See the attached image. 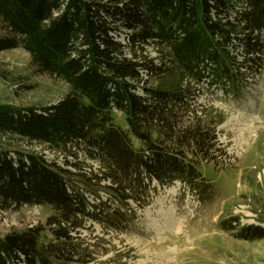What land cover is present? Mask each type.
<instances>
[{"label":"trees","instance_id":"obj_1","mask_svg":"<svg viewBox=\"0 0 264 264\" xmlns=\"http://www.w3.org/2000/svg\"><path fill=\"white\" fill-rule=\"evenodd\" d=\"M151 44L162 52L159 63L144 55ZM19 47L70 90L39 109L0 104V133L53 143L63 152L82 149L102 171L88 177L42 156L0 149V209L48 205L56 212L47 227L0 237V264H74L81 253L73 232L93 215L75 176L89 192L111 181L101 187L110 195L103 203L121 208L130 200L147 205L153 180L161 186L179 180L196 194L211 189L198 163L216 158V131L197 116L185 123L193 93L162 78L173 73L199 85L235 83L242 67L260 73L264 0H0V53ZM230 47L242 48L244 60L235 61ZM143 72L161 82L143 85L140 94ZM115 109L125 114L128 130L115 123ZM120 207L109 217L113 225L126 215ZM238 234L264 238V227Z\"/></svg>","mask_w":264,"mask_h":264},{"label":"rangeland","instance_id":"obj_2","mask_svg":"<svg viewBox=\"0 0 264 264\" xmlns=\"http://www.w3.org/2000/svg\"><path fill=\"white\" fill-rule=\"evenodd\" d=\"M243 5L240 2L237 8ZM124 36L119 37L123 42ZM230 52L238 63L244 60L242 48L230 47ZM144 55L156 63L162 60V52L154 44L147 46ZM240 71L235 83L206 79L195 85L173 73L162 78L170 88L182 84L193 93L192 110L183 116L185 123L195 122L197 116L216 131L220 147L216 158L198 163L211 189L205 187L196 194L179 180L169 186L153 180L147 205L139 207L130 200V205L121 208L118 202L103 203L110 195L101 187L111 181L102 180L101 186L94 184L89 188L93 192H89L79 178H73L83 187L93 213L73 232L81 253V262L74 264H264V238H242L238 234L250 225L264 227V69L257 74L243 67ZM159 80L143 72L137 92L144 94L143 85L154 87ZM69 90L64 79L43 73L24 48L0 53V104L39 109L56 104ZM113 116L119 127L128 130L124 113L115 109ZM133 140L137 148L141 146L136 138ZM0 149L42 156L88 177L102 171L97 160L75 147L72 152H63L53 143L0 133ZM117 207L126 215L116 226L109 217ZM160 209L179 221L165 224L158 216ZM55 213L48 205L0 209V237L33 226L47 227L48 218ZM43 235L48 239L49 231Z\"/></svg>","mask_w":264,"mask_h":264},{"label":"bare ground","instance_id":"obj_3","mask_svg":"<svg viewBox=\"0 0 264 264\" xmlns=\"http://www.w3.org/2000/svg\"><path fill=\"white\" fill-rule=\"evenodd\" d=\"M160 205H161L160 207L163 208L164 207V202H162V204H160ZM158 216H159L160 219H162L164 221L165 224H171V223L177 222V220L179 221V219H177L175 221L173 214L169 213V211L165 212V210H163V209H160L158 211ZM177 225L179 226V222H178ZM178 228H180V226Z\"/></svg>","mask_w":264,"mask_h":264}]
</instances>
